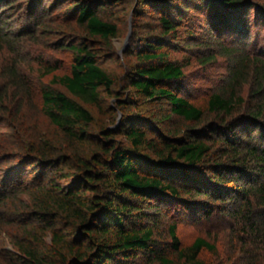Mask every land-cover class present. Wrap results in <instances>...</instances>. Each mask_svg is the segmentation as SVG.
Instances as JSON below:
<instances>
[{
  "label": "trees",
  "instance_id": "obj_1",
  "mask_svg": "<svg viewBox=\"0 0 264 264\" xmlns=\"http://www.w3.org/2000/svg\"><path fill=\"white\" fill-rule=\"evenodd\" d=\"M16 1L0 0V264H209L202 256L215 244L198 237L182 247L178 224L215 215L230 218L237 242L252 248L249 263L264 264V48L242 51L250 11L264 20V8L253 0H139L160 14L161 36L132 51L136 63L121 77L101 65L97 49L114 54L121 29L108 15L125 0H73L81 35L53 28L55 3ZM153 1L173 3L157 10ZM189 9L206 13L218 52L240 54L205 107L185 97L184 65L170 54ZM21 10L29 26L16 30ZM230 33L240 45H223ZM47 36L72 56L64 74L43 65L52 84L37 85L18 57L1 64L5 49L18 55L25 41ZM128 104L149 113H125ZM93 110L108 124L97 129ZM207 117L214 120L202 125ZM164 213L168 244L156 229Z\"/></svg>",
  "mask_w": 264,
  "mask_h": 264
},
{
  "label": "rangeland",
  "instance_id": "obj_2",
  "mask_svg": "<svg viewBox=\"0 0 264 264\" xmlns=\"http://www.w3.org/2000/svg\"><path fill=\"white\" fill-rule=\"evenodd\" d=\"M25 0H17V3L24 4ZM73 0H45L44 7L48 9L55 3V10L50 16L51 25L64 28L65 31L76 35H81L82 30L75 25V16L72 13L71 5ZM152 4L155 9L162 10L169 8L172 1H153ZM256 7L264 8V0H253ZM175 12L176 9L173 8ZM158 12H151L149 8L142 5L139 0H125L124 4L113 7L110 11L109 17L117 22L121 29V34L118 39L112 41L114 54L108 50L105 45L100 46L97 52L101 56V65L108 68L118 76L124 77L126 71L136 63V58L131 55L132 51L142 45L146 37L161 36L159 28ZM176 14V13H175ZM184 18L179 22V39L172 41L171 58L179 61L184 65V72L186 75L185 81L182 83L185 90V97L192 103L205 107L208 97L218 89L222 88L229 78V73L236 67L237 59L240 54L229 57L230 54L218 52V45L216 40L211 37L205 28V12H200L195 9H189L188 12L182 13ZM15 29L28 28L29 21L25 18L24 10L19 11L15 17ZM249 38L246 43L248 47H242L250 56H258L260 48H264V20L259 19L255 8L250 11L248 16ZM192 35L194 37H192ZM222 40L226 47L237 45L238 37L235 33L226 34ZM57 37L40 38L39 42L32 43L25 41L20 54L13 53L9 49H5L1 64L4 66L10 63L11 59L18 57L21 60L22 66L26 69L27 74L37 85L52 84V75L44 76L45 69L43 65L46 62L58 68L57 74H64L69 71L72 56L70 52L60 50L52 43ZM129 39V46L126 49V43ZM208 41L213 44H208ZM241 43H239L240 45ZM210 47V48H208ZM241 47V46H239ZM111 54L113 56H111ZM215 55L214 59H208L209 56ZM231 56V55H230ZM125 84V82H124ZM63 90L60 86H55ZM250 85L244 87L243 94L248 98ZM66 92V91H65ZM126 99V97H123ZM152 108V107H151ZM125 113L136 112L148 115V107L142 104L138 107L126 105ZM96 128L100 129L108 124V118L101 115L97 110H93ZM118 119V124L121 122L122 115L120 113L114 114ZM214 118H206L205 123L213 121ZM42 128L49 129L48 122L44 119L41 121ZM117 124L111 127L117 128ZM111 126V125H110ZM119 140L124 138L119 135ZM151 212L150 210H146ZM169 211V210H168ZM176 212L173 211L172 214ZM160 216L158 226H156L157 234L163 243L168 244L171 238L168 235L170 215L167 213ZM232 221L228 217L215 215L212 219H202L198 222H179L178 235L182 247H187L193 241L202 237L215 244L216 251L213 253L205 252L203 258L209 264H250V254L252 248L244 250L233 234Z\"/></svg>",
  "mask_w": 264,
  "mask_h": 264
},
{
  "label": "water",
  "instance_id": "obj_3",
  "mask_svg": "<svg viewBox=\"0 0 264 264\" xmlns=\"http://www.w3.org/2000/svg\"><path fill=\"white\" fill-rule=\"evenodd\" d=\"M128 46H129V39H128L127 43H126V49L123 52H125L127 50Z\"/></svg>",
  "mask_w": 264,
  "mask_h": 264
}]
</instances>
